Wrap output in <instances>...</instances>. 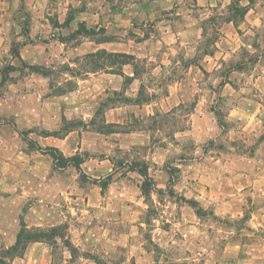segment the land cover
<instances>
[{"label":"rangeland","instance_id":"rangeland-1","mask_svg":"<svg viewBox=\"0 0 264 264\" xmlns=\"http://www.w3.org/2000/svg\"><path fill=\"white\" fill-rule=\"evenodd\" d=\"M82 1L72 10L64 2L44 6L53 15L43 22L62 42L48 59L51 67L23 66L18 58L22 41L9 35L2 42L0 100L11 95L7 100L12 102V96L30 89L24 79L34 71L41 77L42 100L67 96L77 87L70 74L109 63L113 49H100V42H139L153 33L149 23L142 32L129 29L117 36L104 35L98 27L72 40L74 32L64 22L76 8L86 13L87 22L121 5ZM231 1L232 6L202 21V35L194 42L166 46L171 49L164 50L162 61L168 57L172 64L148 77L141 92L147 98L146 88L155 90L157 114L139 112L123 121L121 131H131L128 145L115 146L118 136L108 134L120 129L100 122L99 139L82 152L74 151L76 138L70 141L74 149L58 151L64 159L106 160L94 177L73 166L60 168L49 148L37 146L38 137L63 138L79 129L83 112L59 104L58 112L42 114L40 125L30 122L35 131L21 132L17 116L8 112L16 110L0 104V257L24 231V245L5 264H264V14L256 25L232 31L228 43L227 19L234 16L236 25L242 21L238 0ZM251 2L264 10V0ZM216 45H229L225 60L198 63ZM132 58L114 60L134 63L139 70H144L141 63H160ZM176 79L183 102H162L161 96L176 91ZM131 166L146 169V183L129 172ZM30 234L37 236L27 243Z\"/></svg>","mask_w":264,"mask_h":264},{"label":"crops","instance_id":"crops-1","mask_svg":"<svg viewBox=\"0 0 264 264\" xmlns=\"http://www.w3.org/2000/svg\"><path fill=\"white\" fill-rule=\"evenodd\" d=\"M61 2L67 5L70 4L71 10L75 7L74 4L83 3L82 0H0V46L2 42L7 40L9 35L16 36L17 41H22L18 47V56L26 66L51 67L54 63H47L48 59L50 62L52 61L53 53L58 50L55 46L60 42L54 38V34H51V27L43 22L53 15V13H45L44 6ZM115 2L121 3V5L116 8H108L106 14L100 15V19L97 16L98 13H96V16H92L94 19L92 21L87 19V22L84 17L86 13L76 8L69 15L72 16L69 27L72 28L73 32L77 30L76 26L79 24H83L87 29L100 27L104 29V35L117 36L118 34L127 33L129 29L132 30L133 34H137V31L142 32L141 27H145L149 23L152 25L153 33L147 38L139 42L132 39L120 42H100V49L111 48L113 49L111 53L125 54L136 57V59L140 56L149 57V60L160 59V63H141L144 64V70H139L141 67L138 68L134 63H115L111 65L105 63L102 64L104 68H100L99 65V69L96 71H85L80 75L73 72L75 74H70L69 79L76 80L77 87L74 91L72 90L71 94L44 100H42L38 91L37 85L41 77L37 72L34 71L32 76L23 78L26 84L32 85L30 89L17 96H12V102L7 100L11 95H7L5 99L0 100L1 106L13 107L16 110L14 112L12 109L8 112L17 116L16 126L19 131L27 132L30 128L35 131L34 128L36 127H31L30 122L33 125H40L42 114L51 115L58 112L57 105L59 104L67 109L83 112L81 117L84 123L83 126H78L79 129L73 130L63 138L38 137L37 146L40 148L56 149L59 152L68 151L71 147H74L70 145V141L75 143L76 138L78 141L75 144V149H73L82 152L86 145H92L91 141L99 139L100 122L104 126L120 129V131H111L108 134L118 136V142L114 144L115 146L128 145L125 141H130L129 133L131 131L130 129L121 131L119 127L124 124L123 121L127 117H132L133 114L144 112L147 117L154 115L153 99H155L157 93H154L155 90L147 86L145 88L148 97H141V92L145 86L144 81H148V77L157 75L172 64L168 57L165 59L166 62L162 61L164 50L171 49L166 48V46L172 45L174 47L175 45H188L194 42V37L202 35L200 27L202 21L210 19L215 10L233 4L231 0H124V2L115 0ZM253 3L251 0H238L239 7L237 8L241 10L240 20L242 21L236 25L234 16L227 19L224 33L226 42H231L232 31L242 29L243 25L246 28L252 27L262 17L264 10L258 4L254 5ZM26 21L29 24L26 27L27 29L23 30ZM121 28H124V31ZM22 30L24 33H22ZM46 35L49 36L48 39H45ZM84 36V34H77L75 37L82 38ZM71 39L76 38L72 37ZM60 44L62 46V42ZM85 44H81L80 48H83ZM228 49H230L229 45L222 48L216 45L214 53L205 56L198 63L209 65V63H218L219 60L223 61L225 56L229 54ZM69 65L72 66L73 64ZM23 79L19 81V84L23 83ZM173 83L176 91L164 94L161 96V101H164V103H168L170 100L176 101L179 105L180 102H183L185 93L179 92L181 85L179 80L176 79ZM11 111L13 112L11 113ZM45 130L50 131L53 129L45 127ZM104 162L106 160H100V158H85L80 161V172L94 177L96 174H100V168L103 167ZM107 162L110 163L109 160ZM105 172L106 174L111 173V168H108ZM129 172L137 173L131 171L130 168ZM96 178H100V176L97 175Z\"/></svg>","mask_w":264,"mask_h":264},{"label":"trees","instance_id":"trees-1","mask_svg":"<svg viewBox=\"0 0 264 264\" xmlns=\"http://www.w3.org/2000/svg\"><path fill=\"white\" fill-rule=\"evenodd\" d=\"M71 20H72V16H68L67 18H66V20H65V22H64V26L65 27H68L69 26V23L71 22ZM94 31L92 30V29H87L83 24H79L78 25V28H77V30L71 35V38L72 37H75L77 34H84V35H89V34H91V33H93ZM103 53V52H102ZM100 54V52H96L95 53V55L93 54V56H95V57H98V55ZM108 55V57H109V59H108V62L109 63H107L108 65H111V64H115V63H118L117 61L115 62V58H126V59H133L134 60V58H132V56H129V55H125V54H115V53H108L107 54ZM92 55H90V57H91ZM19 58V57H18ZM112 59V60H111ZM19 61H20V63L23 65V66H26L25 64H24V62L19 58ZM96 67L98 68V65H96ZM33 68H35V67H33ZM102 68H104V66L102 67ZM48 151H50V152H52V154L54 155V157H55V159H56V162L59 164V166H60V168H65V167H68V166H73L74 168H76V170H78L79 172H80V167H79V165H80V161L77 159V158H63L62 157V155H60V154H58L59 152L56 150V149H47ZM132 165V164H131ZM130 170L131 171H136L142 178H144L145 179V183H146V181L148 180V178H147V174H146V169H145V171L143 170V169H141V168H139V169H136V167L135 166H131L130 167ZM23 230L22 231H20L19 233H18V235H17V238H16V240H15V243L13 244V246L12 247H10L9 249H7V251H6V255L7 256H2V257H0V264H5L4 262H5V259L6 258H8V257H10V256H16V252H17V250L20 248V246H21V241H22V236H23ZM36 236L37 235H34V234H30V235H28L27 237H26V242L28 243V242H30L31 240H35V238H36ZM25 242V243H26ZM24 245V244H23ZM22 245V246H23ZM22 246H21V248H22ZM23 250V249H22ZM11 253V254H10ZM14 254V255H13ZM8 255H10V256H8Z\"/></svg>","mask_w":264,"mask_h":264}]
</instances>
